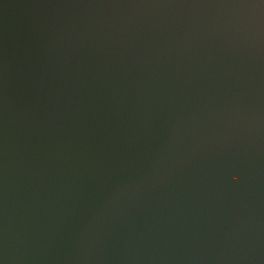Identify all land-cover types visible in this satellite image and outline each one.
<instances>
[{
  "label": "water",
  "instance_id": "obj_1",
  "mask_svg": "<svg viewBox=\"0 0 264 264\" xmlns=\"http://www.w3.org/2000/svg\"><path fill=\"white\" fill-rule=\"evenodd\" d=\"M0 264H264V0H0Z\"/></svg>",
  "mask_w": 264,
  "mask_h": 264
}]
</instances>
